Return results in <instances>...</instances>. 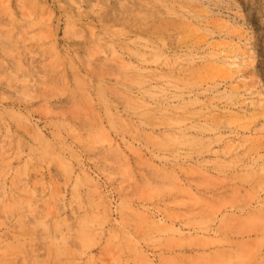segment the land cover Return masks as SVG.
<instances>
[{
  "label": "rangeland",
  "instance_id": "obj_1",
  "mask_svg": "<svg viewBox=\"0 0 264 264\" xmlns=\"http://www.w3.org/2000/svg\"><path fill=\"white\" fill-rule=\"evenodd\" d=\"M0 264H264V0H0Z\"/></svg>",
  "mask_w": 264,
  "mask_h": 264
}]
</instances>
